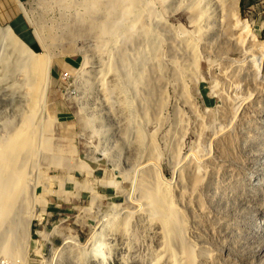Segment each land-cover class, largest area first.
Returning <instances> with one entry per match:
<instances>
[{
  "label": "rangeland",
  "instance_id": "rangeland-1",
  "mask_svg": "<svg viewBox=\"0 0 264 264\" xmlns=\"http://www.w3.org/2000/svg\"><path fill=\"white\" fill-rule=\"evenodd\" d=\"M21 1L0 0V26L15 31L12 23H23L36 44L37 50L30 45L31 50L52 60L45 101L35 115L50 147L38 143V155L21 182L22 196L34 210L29 248L22 253L0 250V264H166L155 217L151 221L147 199L141 197V179L149 190L160 182L170 185L196 264H264V0H239V22L233 18L229 36L239 37L242 51L211 34L215 27L200 30L204 21L193 17L185 5L189 0L130 3L127 9H135L131 16L136 18L124 16L129 21H124L117 46L89 31L91 23L78 25L76 20L89 14L85 0ZM107 2L101 0L92 16L110 18ZM22 4L35 18L45 46ZM182 40L195 44L202 58L197 73L189 55L178 48ZM7 47L0 39V69L10 64ZM116 49L128 52L131 76L146 72L136 86H128L118 68L127 90L109 97L111 81L104 68ZM173 67H184L188 75L180 81ZM25 88L16 74L0 73V141L28 113ZM112 104L116 107L110 111ZM20 203L17 197L15 221L18 213H26ZM126 214L129 227L124 231L119 221ZM15 227L2 224L0 241L4 231ZM15 233L7 235L11 248L25 241L21 231ZM101 239L105 263L94 256Z\"/></svg>",
  "mask_w": 264,
  "mask_h": 264
},
{
  "label": "bare ground",
  "instance_id": "bare-ground-1",
  "mask_svg": "<svg viewBox=\"0 0 264 264\" xmlns=\"http://www.w3.org/2000/svg\"><path fill=\"white\" fill-rule=\"evenodd\" d=\"M107 1L108 2L106 4V9L108 7V9H107L108 13H109L108 16L110 18H106L105 20L101 21L102 18H100V15H98L97 17L92 16L93 13L95 15L97 10L101 6V4H100L101 0H85V2H86L85 4L88 7L87 13H89V14L86 17L78 18L76 21L79 22L78 25H81L84 23H87V24L91 23V26L88 29L89 31H92V32L97 31L101 36H106L107 39L112 40L114 42L115 46H117L116 40L118 39V36L121 32L120 30H122V27H124L123 26L124 21H129V18H126L124 16H131L135 11V9H127V6L130 3L133 5H136L137 3H139V1L138 0H135L133 2H129L130 0H120V2H118V0H107ZM113 1H115V2H113ZM147 1H149V0H147ZM172 2L170 3V1H169L170 4H172ZM185 5L188 9L191 10L193 17L196 20H199L201 22L204 21V24H203V26H201L200 30H204V26H208V25H210L207 27L209 29H211L212 27H215V29L212 31L211 34H213V33L216 34L218 39H225L226 43H228V44H232L233 46L240 47L239 50L242 51L241 41L239 40V37L232 38L231 36H232L233 32H232L231 36H229L230 31H232V30L234 31V25H233L234 20H233V18H236L238 21L239 0H189V2H187ZM22 7H23V10L25 11L24 13L26 15V18H27L29 24L32 25V27H35L34 34H35L36 38L38 39L39 44L45 46V41L42 40L40 30L35 25V20H34L35 18H33L30 14H28V12L25 10V7L23 6V4H22ZM148 9L152 11L154 8L153 9L148 8ZM136 11H139V10H136ZM154 11L155 10H153V13H154ZM89 15H91L90 18H88ZM115 15L119 16V17L115 18L114 17ZM121 15H123V16H121ZM155 15H157V14H155ZM131 17H133V16H131ZM133 18H136V17H133ZM139 18H140V16H139ZM120 20H122V21H120ZM134 20L136 21L138 19H134ZM117 21H120V22H117ZM140 21L142 22V19ZM142 23H144V20ZM134 25H135V23H134ZM200 25H202V24H200ZM141 30H142V32L141 31L140 32L144 36L146 34L147 29L143 28ZM138 31H139V29H138ZM123 32H125V31H123ZM128 32H130L129 33L130 37H131V35L134 34L133 30L128 31ZM199 32H201V31H199ZM195 33H197V32H195ZM66 34L72 35L71 31H70V33H69V31H66ZM0 39L5 40L7 43V46H9V47H7V49H5V51L9 55V57L7 59L9 60L8 63H10L9 65L3 66L0 69V73L7 74V75L16 74L17 77H19V79L23 83H25V86H26L25 89H27V96H28L27 103L25 102L28 113H26V115H24L21 118L20 126L18 128H16V130L14 132H12L11 134H8L7 135L8 137L6 139L0 141V142H3L0 145V226L2 224H12V223L16 224L15 230H13V229L9 230V228H8L9 231L3 232V234H5V235L2 236V239L4 241H0V250L1 251L5 250V252H9V253L12 251L22 253L23 251H27V247L29 248V243H30L31 236H32L30 226H31V220L34 217V210L32 207L29 208V206L27 205V203L25 202V200L22 196V193L24 190H23L21 182H22V178L25 177V172H26L27 166H29L32 163V160H34V158L38 155V150H39L38 149V143L41 141L44 144L43 145L44 148L50 147V139L42 138V136H41V133H40L41 129H39V125H36L35 115L37 114V110L44 104V101H45V94H46L47 85H48L47 79L49 78V74H50L49 73V69H50L49 67H50V62L52 60H50V58L47 59L45 56H42V55H39V54H36L35 52H33L31 50V47H29L27 43H25L23 40L20 39L19 36L16 35L15 31L12 29V27L10 25H7L5 27L0 26ZM133 39L138 40L137 37H135ZM128 40H129V38L126 39L127 42H128ZM133 42H134V40H133ZM178 42H180V41H178ZM143 44H144V42H143ZM176 44L173 46L174 53L177 52V45ZM194 45H193V43H190L189 40H182L178 48H182L184 50L185 54L189 55V58L191 61V67L194 68L195 73H197L199 71L200 61H202V58L201 57L198 58L199 52L196 50ZM110 46H113V43H110ZM110 46L108 45V47H110ZM12 49L15 52L14 55H11V53L13 52ZM113 49H115V48L112 47V51H113ZM122 50H124V51H122ZM110 52L111 51H109V54H110ZM127 53L128 52L125 49H118V50L116 49V50H114V54H115L116 58H115V56L110 57V55H109L110 59L108 57L109 65H105L104 69L107 70V72H108L107 74H109V76H110V78H108L109 79L108 81H111V82H109L110 83L109 90H108L109 95H110L109 97L113 96L118 91L119 92L123 91L124 88H125V90H127V87H123L126 85H122L121 77L119 78V76H118V73H117L118 68H122V76L125 79V80H123V82L125 81L126 84L127 83L129 84V82H133L132 84L134 86H136L137 83L139 82L138 81L139 79L145 78V72H146L145 68H144V70H142V73H141L142 78H141V74L135 75L136 73L134 74L135 76H133V75L131 76L132 67H130L131 64H129V61H131V60L128 59L129 54H127ZM136 55L138 56L137 53H136ZM85 57H86V62L88 63V61H89L88 59L90 57L88 58L87 55ZM95 57H97V56L95 55ZM141 57H143V56H141ZM144 59H146V58H144ZM135 60H136V58H135ZM261 60H262V58H261ZM98 61H99V59H98ZM90 62L91 61H89V63ZM99 63H101V62H99ZM146 65L144 64L143 67ZM260 67H261V69L263 68V70H264V61L263 60H262V64H260ZM159 68H160V66L158 67V69ZM182 68H184V67H181L180 70H178V69L176 70L173 67V75L177 74V78L180 81L184 77L183 75H188V73H186ZM137 70H139V69H137ZM84 74H85V72L81 75V78L83 77ZM234 75H236V74L234 73ZM237 76H238V74H237ZM183 80H185V79H183ZM101 83H102L101 86H102L103 90H106V80H104V77L101 78ZM23 91H24V89H23ZM0 97H2V96H0ZM113 97H115V96H113ZM110 99H112V98H110ZM22 100H24V99H22ZM114 103L115 102H113V104ZM113 104L110 107V111L114 110V107H116ZM121 106H122V104H121ZM123 107H124V105H123ZM115 109H117V108H115ZM125 109L128 110L129 107L125 108ZM128 111H130V110H128ZM41 124L43 126L45 125V127L47 128V126H46L47 124H45V122L41 123ZM122 125H123V123H122ZM224 139H226V138H224ZM143 140H144L143 135L139 134L138 141H140L142 143ZM41 146H40V148H41ZM142 170H144V168ZM139 171H141V169ZM152 171H156L155 168ZM180 173H182V172L180 171L178 173L179 179H181L183 177V176L181 177ZM196 178H198V177H196ZM196 178H193V180L195 179V181H197ZM140 181H141V183H139V185H140L139 190L141 193V197L143 199H147V206L148 207L146 209L150 215L151 221L155 217V219H153L155 221V224H153V225L155 227L154 231H155L156 238L160 242L159 244L163 246L164 253L165 254L167 253L166 254L167 257L165 258V260H163V263L180 264V260H178L179 259L178 257L180 255L178 256L176 254L177 251L175 252L174 248L172 247V245H175V247H177L178 250L180 251L181 259H184V264H196L195 258L193 255V251L191 252V248L188 247L186 244V236H185L186 225H185L184 217H183V214L181 213V211L178 209V207L174 203V200L172 198V193L170 190V185L169 184L167 185L163 182H160V184L159 183L155 184L154 187L150 188L151 190H149V188L146 187L147 185L145 184V182L144 183L142 182L144 180L141 179ZM159 181H162V180H159ZM17 197H18V200L21 199V203H20L21 206L24 208H25V206L27 207L26 213L25 212L24 213H18L19 214V221H15V218H14V214H15L14 211L17 207L14 205V203H15ZM180 197L183 200V196L180 195ZM183 201L186 202L185 200H183ZM154 202H155V204H154ZM44 204H46V203H44ZM141 210H144V208ZM6 211H8L7 214L5 213ZM156 212H158V213L156 214ZM121 219L122 220L119 221V227H120V229L127 231L128 227H129L128 226L129 225L128 214H126L125 217L121 218ZM9 226L11 227V225H9ZM17 230L21 231V235L23 238H25V241L21 240L20 244L16 248H11V246L8 242V236L7 235H16L15 231H17ZM124 231H122V232H124ZM12 239H14V238L11 237V239L9 241L11 242ZM8 247L11 249L6 250ZM103 250H104V241H102V239H101L100 242L98 243V245L96 246V249L94 251V256H95V259L97 257H100L102 259V263H105L106 258H105L104 253L102 252ZM4 264H6V261H4Z\"/></svg>",
  "mask_w": 264,
  "mask_h": 264
},
{
  "label": "trees",
  "instance_id": "trees-1",
  "mask_svg": "<svg viewBox=\"0 0 264 264\" xmlns=\"http://www.w3.org/2000/svg\"><path fill=\"white\" fill-rule=\"evenodd\" d=\"M12 26L14 27L15 31L29 44L31 45L33 48H36V44L33 41V38L30 36V34L28 32H24V24L21 23L20 26H18V23H12Z\"/></svg>",
  "mask_w": 264,
  "mask_h": 264
},
{
  "label": "built area",
  "instance_id": "built-area-1",
  "mask_svg": "<svg viewBox=\"0 0 264 264\" xmlns=\"http://www.w3.org/2000/svg\"><path fill=\"white\" fill-rule=\"evenodd\" d=\"M61 76H62L63 79H68L69 78V75L67 73L61 74Z\"/></svg>",
  "mask_w": 264,
  "mask_h": 264
},
{
  "label": "water",
  "instance_id": "water-1",
  "mask_svg": "<svg viewBox=\"0 0 264 264\" xmlns=\"http://www.w3.org/2000/svg\"><path fill=\"white\" fill-rule=\"evenodd\" d=\"M24 40V39H23ZM25 41V40H24ZM26 42V41H25ZM27 43V42H26ZM30 46V45H29ZM31 47V46H30Z\"/></svg>",
  "mask_w": 264,
  "mask_h": 264
},
{
  "label": "crops",
  "instance_id": "crops-1",
  "mask_svg": "<svg viewBox=\"0 0 264 264\" xmlns=\"http://www.w3.org/2000/svg\"><path fill=\"white\" fill-rule=\"evenodd\" d=\"M20 2H22L21 0H19ZM25 1V0H24Z\"/></svg>",
  "mask_w": 264,
  "mask_h": 264
}]
</instances>
